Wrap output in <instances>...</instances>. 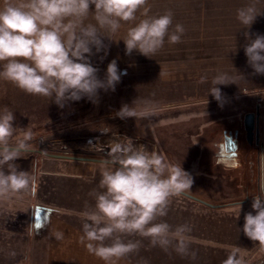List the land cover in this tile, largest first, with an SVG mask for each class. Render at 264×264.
<instances>
[{
  "label": "clouds",
  "instance_id": "obj_1",
  "mask_svg": "<svg viewBox=\"0 0 264 264\" xmlns=\"http://www.w3.org/2000/svg\"><path fill=\"white\" fill-rule=\"evenodd\" d=\"M258 2L252 0L237 9L236 18L243 28H250L257 16L264 14L256 7ZM150 11L149 0H0V80L26 94L48 98L61 109L83 98L96 104L99 91H115L121 75L126 74L112 60L104 78L98 76L91 57L101 52L107 55L109 45L104 38L117 41L111 36L128 25L118 40L124 42L125 54L136 51L149 58L164 46L166 37L171 44L181 42L185 28L179 23L172 27L173 12ZM90 16L95 23H86ZM244 35L248 40L244 46L247 63L254 74L264 75V35L257 33L254 39L247 31ZM212 84L209 94L223 106L224 97L217 85L236 83L227 74H217ZM154 114V109L137 110L127 104L115 113L120 119ZM15 119L8 107L0 111V202L29 193L36 182L33 170H20L15 163L31 153L34 139L31 129L14 126ZM105 147L107 154L98 162L99 190L89 193L95 204L86 205L80 213V243L87 252L103 264H119L142 246L141 240L125 237L138 236L152 247L165 252L171 249L195 260L192 226H173L161 219L168 215L172 198L191 189V174L181 164L168 162L154 148L150 151L127 136L114 135L100 151ZM252 197V211L244 214L242 231L264 252V183ZM236 206L240 214L241 204ZM53 237L62 240L64 233L57 231ZM239 252V247H234L222 264H245ZM16 255L15 251L8 253L10 258Z\"/></svg>",
  "mask_w": 264,
  "mask_h": 264
},
{
  "label": "rangeland",
  "instance_id": "obj_2",
  "mask_svg": "<svg viewBox=\"0 0 264 264\" xmlns=\"http://www.w3.org/2000/svg\"><path fill=\"white\" fill-rule=\"evenodd\" d=\"M251 2L252 0H149L150 14H163L170 9L174 14L172 27L174 28L179 23L185 28L180 43L171 44L166 37L164 46L151 59L159 60L162 57L177 55L193 58L198 55L200 47L202 50L215 47L216 44L221 48L234 45L240 47L247 44L248 40L244 35L246 31L252 34V39L257 33L264 35V14L258 15L250 28H243L244 26L236 18L237 9ZM256 7L264 11V0H259ZM88 22L95 23L91 16L86 21V23ZM127 27L128 25H125L118 34L111 36L113 40L117 41L104 38V43L109 45L106 56L101 52L91 57L93 66L99 69L98 76L101 79L104 78L107 65L112 60H116L121 73L126 72L121 75V80L116 84L115 91H99V100L96 104L83 98L79 101H71L61 109L48 98L26 94L10 82L0 80V111L8 107L14 112L16 118L14 126L27 127L34 134V139L31 142L33 150L27 158L18 159L15 163L19 165L20 170H33L37 182L35 195L32 194L31 189L29 193L22 196L0 202V264H81L80 254H62L52 257V255L44 253L48 241V229H44V227L47 226L49 205L58 203L55 196L56 189L51 190V187L58 185L59 188H62L66 182L70 184L79 181L80 178L75 177L69 178L67 181L65 176L55 174L57 171L73 173L77 165L85 166L83 171L86 176H96L99 181L101 178L99 161L87 159V157H104L108 149L105 147L103 152L100 151L101 145L107 144L102 141V137H109L114 130L122 129L125 131V136L132 138L133 141L146 136L148 128H146L143 118L120 119L115 115L122 107L120 105H129L136 100L145 103V95L142 94L137 99L136 95L131 94V89L133 87L134 92L136 87L143 86L144 90L147 81L148 83L153 81L151 77H146L147 74L144 71L137 73L138 62L149 57L136 51H133L131 55H126L124 42L118 41L125 34ZM211 32L217 34L216 38L213 36L215 39L210 38ZM105 34L107 35V33ZM202 43H206V45ZM172 49H176V51ZM93 51L95 50L93 49ZM101 56L104 57L103 60L100 59ZM214 63L218 65V68H225L222 58L205 61L203 66L213 67ZM130 64H133L134 67H131ZM156 80L154 81L156 82ZM237 81L238 84L234 85L241 86L242 80ZM189 83L186 85H190ZM226 114L206 116L216 121V124L212 125L210 129L211 133L222 134L220 129L222 124L230 119L226 117ZM213 127L216 128V131L213 130ZM134 143L137 144L136 141ZM46 152L69 153L74 156L62 158L61 156H49ZM76 157L86 158L78 159ZM220 158L221 161H226L224 156ZM211 167L213 171L216 170L214 166ZM216 173L218 181L215 182L214 187L209 188L203 185L199 191L192 188L190 190L210 200L247 196L229 195L236 193L243 184L237 182L232 185L227 178L231 174L228 169L220 166ZM58 192L61 190L59 189ZM244 202L239 203L242 205ZM239 203L214 207L183 194L173 197L170 205H175L174 207L179 210L176 215L180 218H172L168 214L161 219L166 221L171 219L176 222L181 219L179 224L188 223L192 226L191 249L197 252V258L192 260L190 257H181L171 249L165 252L159 247H152L147 239L137 236V239L141 240L142 246L138 252L129 255L134 258V262L131 264H222L234 247H239V255L242 258L241 250L245 240L233 236L237 232L235 230L240 227H236L234 222H228L232 212L227 208ZM32 206L35 208V217L31 225L30 210ZM169 224H171L170 221ZM127 239L129 238L127 237ZM11 251L17 253L15 258L8 256ZM25 256L28 257L27 260L24 259ZM255 260L257 259H246L244 262Z\"/></svg>",
  "mask_w": 264,
  "mask_h": 264
},
{
  "label": "crops",
  "instance_id": "obj_3",
  "mask_svg": "<svg viewBox=\"0 0 264 264\" xmlns=\"http://www.w3.org/2000/svg\"><path fill=\"white\" fill-rule=\"evenodd\" d=\"M214 34L215 32L209 34L211 39L216 38L217 34ZM202 44L206 45V43ZM217 45L202 50L200 47L198 55L193 58L179 57L176 54L177 56L162 57L159 60L148 58L138 62L137 73L144 71L147 74L146 77H151L153 81L152 83L147 81L144 90L143 86L136 87L133 92L132 87L131 94L136 95L137 99L144 94L146 101L145 103H140L138 100L132 101L129 106L151 108L155 110V114L150 118H143L148 128L146 136L136 138L134 141L137 145H145L150 151L154 148L172 164H181L183 169L193 177L192 189L199 191L203 185L209 188L214 187L215 182L218 181L216 171L220 166L231 173L227 178L232 185L242 182L243 185L239 190L229 195H247L249 198L241 205L240 214L236 205L227 207L232 212L228 222H234L236 227H240L235 230L237 232L233 236L245 240L241 250L243 260L258 259L264 257V252L259 250L258 242H253L244 235L242 228L244 214L252 211V196L259 194V186L264 183V75L254 74L253 69L248 65L244 52L246 44L226 48ZM176 49L172 50L176 51ZM217 58L224 59V69L218 68V62H215L217 64L214 63L213 67L203 66V62ZM130 66L134 67L133 64ZM217 74H227L236 84H238L237 80H242L241 86L217 85L224 97L223 106L209 94L213 87L212 80ZM202 77L206 78L204 83L200 82ZM156 78L159 80L157 81ZM187 83L190 85H186ZM257 108L259 109V141L257 144H249L246 143L248 141L241 119L247 112L256 111ZM227 112L231 113L226 114ZM219 113L226 114V117L230 119L222 124L220 128L222 134L211 133L210 129L216 121L206 116L219 115ZM213 128L216 131V128ZM235 130L239 131L237 152L223 154L221 147L224 137L228 133H234ZM114 135L123 137L125 131L114 130L109 137L103 136L102 141L108 143ZM221 156H224L226 161H221ZM211 166H214L216 170L213 171ZM84 168L83 165H77L73 173L68 171L55 173L65 176L67 181L74 177L80 179L70 184L66 182L62 188L58 185L51 187V190L56 189L55 196L58 203L49 205L47 226L44 227L48 229V241L44 253L52 257L62 254H80L81 264H103L100 259L90 255L80 243L82 235L80 213L86 205L94 206L95 200L89 193L93 189L99 190V181L96 176H86ZM59 189L61 192H58ZM36 191L37 182L32 187V194L35 195ZM174 206H169L168 214L172 218H180L176 215L179 210ZM34 213L35 208L32 206L31 225L34 222ZM169 221L171 225L176 226L182 220L178 219L176 222L170 219ZM169 221L166 222L169 223ZM57 231L64 233L62 240L57 241L53 237ZM128 238L137 240V236ZM131 262H134V258L127 256L119 264H131Z\"/></svg>",
  "mask_w": 264,
  "mask_h": 264
},
{
  "label": "water",
  "instance_id": "obj_4",
  "mask_svg": "<svg viewBox=\"0 0 264 264\" xmlns=\"http://www.w3.org/2000/svg\"><path fill=\"white\" fill-rule=\"evenodd\" d=\"M243 125H244L245 137L248 143L257 144L259 141V109L258 108L256 111H250L244 115ZM238 134L239 131L235 130L234 133H228L225 135L223 142V147L225 149V152L228 153L237 152ZM78 158L84 159V157H78Z\"/></svg>",
  "mask_w": 264,
  "mask_h": 264
},
{
  "label": "trees",
  "instance_id": "obj_5",
  "mask_svg": "<svg viewBox=\"0 0 264 264\" xmlns=\"http://www.w3.org/2000/svg\"><path fill=\"white\" fill-rule=\"evenodd\" d=\"M47 155L49 156H61V157H73L74 155H70L69 153H55V152H46ZM92 156V155H91ZM78 158V157H76ZM86 158V157H84ZM104 157H87V159H93V160H102ZM183 195L187 196V197H191L193 199H196V200H199L200 202L202 203H205V204H212V206L214 207H221V206H226V205H230V204H237L239 202H244L246 201L249 197L246 196L244 198H229V199H223V200H210L209 198L207 197H204L198 193H195L191 190L183 193ZM210 204V205H211Z\"/></svg>",
  "mask_w": 264,
  "mask_h": 264
},
{
  "label": "built area",
  "instance_id": "obj_6",
  "mask_svg": "<svg viewBox=\"0 0 264 264\" xmlns=\"http://www.w3.org/2000/svg\"><path fill=\"white\" fill-rule=\"evenodd\" d=\"M245 264H264V257H261L255 261L246 262Z\"/></svg>",
  "mask_w": 264,
  "mask_h": 264
},
{
  "label": "flooded vegetation",
  "instance_id": "obj_7",
  "mask_svg": "<svg viewBox=\"0 0 264 264\" xmlns=\"http://www.w3.org/2000/svg\"><path fill=\"white\" fill-rule=\"evenodd\" d=\"M221 148H222V153H223V154H231V153L225 152V149H224L223 145H222Z\"/></svg>",
  "mask_w": 264,
  "mask_h": 264
}]
</instances>
